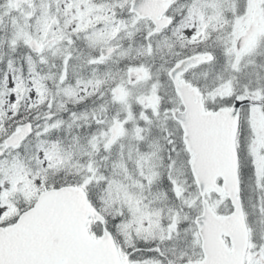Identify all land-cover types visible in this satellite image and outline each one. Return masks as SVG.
<instances>
[{
	"label": "snow or ice",
	"instance_id": "obj_1",
	"mask_svg": "<svg viewBox=\"0 0 264 264\" xmlns=\"http://www.w3.org/2000/svg\"><path fill=\"white\" fill-rule=\"evenodd\" d=\"M0 264H264V0H0Z\"/></svg>",
	"mask_w": 264,
	"mask_h": 264
}]
</instances>
